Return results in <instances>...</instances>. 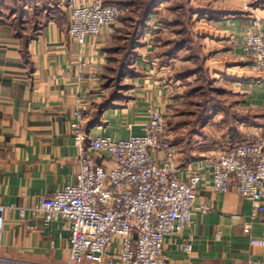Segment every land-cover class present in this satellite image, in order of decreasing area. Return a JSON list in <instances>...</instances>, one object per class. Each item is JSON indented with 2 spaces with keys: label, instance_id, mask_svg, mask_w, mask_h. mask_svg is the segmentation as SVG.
<instances>
[{
  "label": "crops",
  "instance_id": "1",
  "mask_svg": "<svg viewBox=\"0 0 264 264\" xmlns=\"http://www.w3.org/2000/svg\"><path fill=\"white\" fill-rule=\"evenodd\" d=\"M8 1L0 0V205L6 208L0 264H69L64 222L46 226L42 215L31 210L43 198L76 183L81 154L73 129L77 111L88 109L82 128L86 149L97 137L120 141L140 134L150 109L164 111L171 101L173 85L168 73L173 60L159 61L152 50H148V60L138 54L131 66L134 74L128 73L122 81L126 94L121 92L122 97L103 110L100 122L89 128L91 115L111 93L103 76L112 64L107 47L113 35L103 32L84 45L71 40L67 34L69 0H19L20 13L29 18L31 28L18 29L1 10ZM200 14L201 41L214 45L213 71L218 70L219 77L223 72L231 75L228 83L235 98L236 126H231L226 147L242 142L249 131L264 124V82L246 69L237 46L252 12ZM221 145H216L212 156L225 150ZM90 155L97 164L112 166L105 155ZM203 157L206 153L199 160H178L183 179L188 166L197 167ZM196 207L208 212H194L181 236L166 242L169 264H264V246L250 243V238L264 241V213L255 215L250 202L235 190L215 192L206 173ZM246 225L250 236L244 232ZM186 243L192 246L190 253L181 248Z\"/></svg>",
  "mask_w": 264,
  "mask_h": 264
},
{
  "label": "built area",
  "instance_id": "2",
  "mask_svg": "<svg viewBox=\"0 0 264 264\" xmlns=\"http://www.w3.org/2000/svg\"><path fill=\"white\" fill-rule=\"evenodd\" d=\"M119 1L69 0V38L84 45L103 32L114 35L125 13L117 5ZM263 14V10L254 11L248 17V27L237 46L246 69L264 82ZM76 116L73 129L81 149L76 183L43 198L31 210L42 215L46 226L64 222L69 234V264H169L166 242L181 236L194 212H208L196 207L205 173L215 192L235 190L250 202L255 215L264 213V124L249 131L242 142L227 143L220 155L203 157L195 168L189 165L183 179L177 163L180 152L163 110L150 109L140 134L120 141L97 137L87 149L82 128L89 118L88 109H79ZM91 153L105 155L112 166L97 164ZM5 213L0 205V241ZM244 232L250 236V226ZM250 243L264 246V241L252 238ZM181 248L192 251L191 244Z\"/></svg>",
  "mask_w": 264,
  "mask_h": 264
},
{
  "label": "rangeland",
  "instance_id": "3",
  "mask_svg": "<svg viewBox=\"0 0 264 264\" xmlns=\"http://www.w3.org/2000/svg\"><path fill=\"white\" fill-rule=\"evenodd\" d=\"M18 1L9 0L1 10L5 11L17 28L29 29L30 20L20 13ZM22 1L26 0L20 2ZM227 1L231 0H159L153 15L147 19V27L138 36L136 49L131 57V64L135 62L138 54H141L142 59L148 60V50H152V54L159 61L166 57L173 60L168 73V80L173 85V95L164 112L169 121L173 141L178 146L180 159L199 160V155L203 153H206V156L215 155L216 145L221 143V147L225 148L224 142L231 126L234 125L235 98L228 83L231 75L227 77L224 72H218L219 77L218 70L213 71L215 58L211 50L214 45L210 41H201L199 34L203 29L201 30L197 23L202 18V11L208 14L221 10L254 13L257 8L262 10L264 0H232L235 1L232 4ZM140 2L125 9L124 15L118 20L114 36L119 40L128 37L132 30L130 26L134 22H128L129 18H140ZM113 42L111 45H124L125 41ZM147 46H152V49H147ZM118 58H121V54Z\"/></svg>",
  "mask_w": 264,
  "mask_h": 264
},
{
  "label": "trees",
  "instance_id": "4",
  "mask_svg": "<svg viewBox=\"0 0 264 264\" xmlns=\"http://www.w3.org/2000/svg\"><path fill=\"white\" fill-rule=\"evenodd\" d=\"M158 1L159 0H147V2L146 1L140 2L139 0H136V2H140V4L142 5L141 8L142 12L138 20L135 19L130 20L129 18L128 22H134V24H131L130 26L132 30L129 33L128 37L125 36L124 38H120L119 40L118 37L113 35L114 42L117 41L119 42L123 40L125 41L124 45L113 44L107 47V51L111 55L112 65L107 69V72H105L103 79H104L105 87L110 91L112 89L113 92L110 93L109 98L106 101L102 102V104L98 106L97 109L98 112L91 115L87 123L89 128L93 127L95 124L100 122L101 113L103 112V110L108 105H112V103H114L119 98H121L122 97L121 92L127 89L125 86L122 85V81L125 79L128 73L129 75L134 74V71L131 67L132 66L131 57L133 56L134 50L136 49L138 36L140 32L147 27L146 26L147 19L148 17L153 15V11L155 10V5ZM136 2L121 0L117 2V5L124 9H129L130 7L134 6ZM18 29H22V27ZM119 54H121V58H118Z\"/></svg>",
  "mask_w": 264,
  "mask_h": 264
}]
</instances>
